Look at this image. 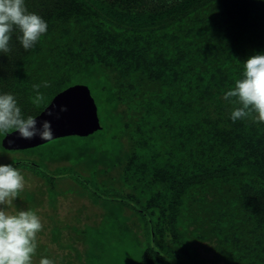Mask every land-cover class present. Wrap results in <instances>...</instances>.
Wrapping results in <instances>:
<instances>
[{
    "label": "trees",
    "instance_id": "1",
    "mask_svg": "<svg viewBox=\"0 0 264 264\" xmlns=\"http://www.w3.org/2000/svg\"><path fill=\"white\" fill-rule=\"evenodd\" d=\"M179 2L25 0L48 30L28 51L13 31L0 93L35 118L86 85L101 124L40 145L46 166L6 163L38 182L15 200L43 223L33 264H264V123H233L223 100L264 54V0Z\"/></svg>",
    "mask_w": 264,
    "mask_h": 264
},
{
    "label": "clouds",
    "instance_id": "2",
    "mask_svg": "<svg viewBox=\"0 0 264 264\" xmlns=\"http://www.w3.org/2000/svg\"><path fill=\"white\" fill-rule=\"evenodd\" d=\"M14 30L19 31L16 39L28 51L46 34L48 24L41 16L27 10L25 0H0V54L10 51ZM243 66L242 78L223 94V100L234 105L229 119L233 123L247 118L254 123H264V54L250 56ZM34 88L39 89L40 85H34ZM42 99L38 93L36 102ZM65 110L61 108V111ZM13 129L25 140L38 137L49 141L53 138L49 120L38 126L36 118L22 112L13 94L0 93V135ZM24 188L25 177L21 170L11 163L0 164V264H33L38 247L37 234L43 229V223L33 209H20L14 205ZM39 264L56 262L42 256Z\"/></svg>",
    "mask_w": 264,
    "mask_h": 264
},
{
    "label": "water",
    "instance_id": "3",
    "mask_svg": "<svg viewBox=\"0 0 264 264\" xmlns=\"http://www.w3.org/2000/svg\"><path fill=\"white\" fill-rule=\"evenodd\" d=\"M61 108L66 110L61 111ZM35 118L38 126L44 120L51 122L53 130L51 140L69 136L85 137L101 128L97 104L86 85H74L60 92ZM49 141H43L38 137L25 140L20 138L15 130L3 138L2 144L6 150H27Z\"/></svg>",
    "mask_w": 264,
    "mask_h": 264
},
{
    "label": "rangeland",
    "instance_id": "4",
    "mask_svg": "<svg viewBox=\"0 0 264 264\" xmlns=\"http://www.w3.org/2000/svg\"><path fill=\"white\" fill-rule=\"evenodd\" d=\"M179 1L181 2V3L179 2V5L182 4L183 6H187L189 4L192 5L193 3L197 2L198 0H187V2H183L181 0H179ZM19 34L20 33H17V35H19ZM1 56H4L3 57V61L8 60L9 56H6L5 54H1ZM75 140L76 139H74V138H62V140H54V145H57L59 142H61V144H64V145H68V144L74 145ZM1 145L3 146V144H1ZM34 149H36V148H34ZM45 149H46L45 147H41V148H37L36 150L31 151V152L30 151H28V152H18V150L6 152V150H0V153H2V154H0V164H6L8 161H10L12 159H15V158H19V159H22V160L24 158H29V159L31 158V159L37 161L39 163V165L42 164L43 166H46V165H44V161H42V159H41V157H42L41 154H38L39 151L45 150ZM15 151H17V152H15ZM32 154H35V155H32ZM67 165H68V163H66V162H61L59 164L56 163L50 169V164H48V169L52 170V171H54L56 173L59 172L61 174L68 173L69 171H66L64 169V166H67ZM21 167H23V166H21ZM29 167H31V168H29ZM32 168H33L32 165H30V166L27 165L26 167H24V169H26L25 171L27 173V176L24 174V177H25V188L24 189H26V188L29 189V187H34V186L38 185L37 181H34L33 183L28 182V179H29V181H31L30 179L32 178V175L35 173V172H33L31 170ZM59 201H60L59 204L63 205V207H64V209L62 208V210H60V216L61 217H66L65 215H69L70 214L69 211L72 210L71 206L73 205V199L71 198V196H69V198H63V199L60 198ZM17 202L18 201H14V205L16 207H17ZM12 210H14V209H10V211H12ZM47 210H48V208H45L44 212L47 211ZM44 223H47V222H44ZM47 234H48V232H47ZM42 240L47 241L46 236H43Z\"/></svg>",
    "mask_w": 264,
    "mask_h": 264
}]
</instances>
